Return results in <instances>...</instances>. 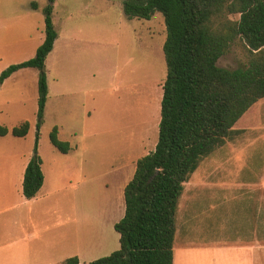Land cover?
Segmentation results:
<instances>
[{"label":"rangeland","instance_id":"374dc122","mask_svg":"<svg viewBox=\"0 0 264 264\" xmlns=\"http://www.w3.org/2000/svg\"><path fill=\"white\" fill-rule=\"evenodd\" d=\"M32 3L43 12L49 1L0 0V76L10 66L32 59L41 44L32 23L43 14L31 11ZM52 21L57 39L45 62L48 96L37 154L39 149L46 156L55 177L54 155L66 159L50 143L57 127L59 139L70 145L69 165L77 169L70 171L69 180L78 188L74 197L80 205L79 220L105 257L119 249V234L111 225L117 218L119 188L157 144L167 74L166 25L159 12L150 20L128 19L123 0H56ZM247 56L237 38L219 66L235 69ZM39 74L35 68L21 69L0 82V125L12 130L29 122L27 139L34 148ZM234 129L184 184L177 212L182 231L196 225L195 220L202 222L201 231L188 232L187 237L203 234L213 245L233 237L239 221L250 217L252 203L234 199L236 187L255 182L264 189V98ZM261 200L264 223V192ZM211 249L217 251L216 246Z\"/></svg>","mask_w":264,"mask_h":264},{"label":"trees","instance_id":"16d2710c","mask_svg":"<svg viewBox=\"0 0 264 264\" xmlns=\"http://www.w3.org/2000/svg\"><path fill=\"white\" fill-rule=\"evenodd\" d=\"M48 1L43 9L44 40L35 56L10 66L0 76L2 83L21 69L40 72L34 155L22 183L27 199L37 195L44 181L36 146L48 96L45 62L57 39L52 21L56 0ZM31 8L37 10L38 5L32 3ZM123 12L128 19L150 20L156 12L164 17L167 74L158 140L154 151L137 161L124 188L125 213L114 226L119 249L84 264H173L176 215L184 184L264 98V0H123ZM237 38L244 44L247 62L235 69L219 66ZM29 130V122L12 130L0 125V137L11 133L22 138ZM58 134L55 127L50 143L66 154L70 145ZM65 264L81 263L72 257Z\"/></svg>","mask_w":264,"mask_h":264},{"label":"crops","instance_id":"0c3cea01","mask_svg":"<svg viewBox=\"0 0 264 264\" xmlns=\"http://www.w3.org/2000/svg\"><path fill=\"white\" fill-rule=\"evenodd\" d=\"M31 11L43 14L40 6ZM33 25L41 35L39 44H42L44 14L33 19ZM30 132L31 126L25 137H14L10 133L0 137V264H65L72 257L84 264L101 258L100 244H94L93 239L86 237L83 219L79 220L80 205L74 197L78 188L76 185L71 187L75 183L69 180L70 171L77 169L69 165V153L63 154L65 160L54 155L57 163L54 177L50 168L52 171L55 168L50 167L48 159L38 149L43 185L34 198L27 199L23 195L24 172L34 155V145L27 139ZM126 184L119 188V199L115 204L117 218L111 222L113 228L125 213ZM236 190L239 192L234 199L252 203L250 217L239 221L233 237L223 238L216 245L203 234L187 237L188 232L201 231L199 225L202 222L195 220L196 225L190 224L182 231L176 215L173 264H264V223L261 220L264 189L253 182L242 184ZM214 246L216 252L211 249Z\"/></svg>","mask_w":264,"mask_h":264}]
</instances>
